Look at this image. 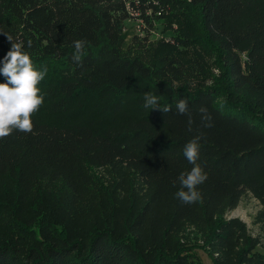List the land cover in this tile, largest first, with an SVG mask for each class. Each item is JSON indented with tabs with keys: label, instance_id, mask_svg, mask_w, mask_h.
<instances>
[{
	"label": "trees",
	"instance_id": "trees-1",
	"mask_svg": "<svg viewBox=\"0 0 264 264\" xmlns=\"http://www.w3.org/2000/svg\"><path fill=\"white\" fill-rule=\"evenodd\" d=\"M126 21L139 27L128 44ZM160 25L183 50L150 47ZM7 35L47 74L33 131L0 139V264H201L196 240L212 264H264L245 224L223 218L246 192L264 206V0H0V68ZM145 93L171 110L144 108ZM201 133L208 178L188 205L178 177ZM96 169L127 176L124 193Z\"/></svg>",
	"mask_w": 264,
	"mask_h": 264
},
{
	"label": "clouds",
	"instance_id": "clouds-1",
	"mask_svg": "<svg viewBox=\"0 0 264 264\" xmlns=\"http://www.w3.org/2000/svg\"><path fill=\"white\" fill-rule=\"evenodd\" d=\"M11 42V48L4 56L0 73L6 78V83H0V139H5L14 131L31 133L34 129L32 117L43 106L45 96L38 85L44 80L47 74V67L37 68L31 55L25 50L23 41ZM74 52L72 60L78 64L82 63L85 41L76 40L73 42ZM31 47V42H29ZM144 108L159 109L164 113L171 109L167 106L161 107L159 98L151 93L144 95ZM176 111L180 115H188V123L191 127L193 120L189 113L186 100L181 99L176 104ZM201 120L204 127H212V117L206 107L200 108ZM203 134L197 135L189 141L184 148L183 155L193 165L187 173H181L178 181L181 185L176 196L184 204H194L201 199L198 185L207 180V173L197 161L200 155L199 141ZM259 250V245L257 246Z\"/></svg>",
	"mask_w": 264,
	"mask_h": 264
},
{
	"label": "rangeland",
	"instance_id": "rangeland-1",
	"mask_svg": "<svg viewBox=\"0 0 264 264\" xmlns=\"http://www.w3.org/2000/svg\"><path fill=\"white\" fill-rule=\"evenodd\" d=\"M172 28L174 30L177 29L176 23H172ZM124 32L126 33L125 44H128L132 35L138 32L136 23L132 21H126ZM172 33L173 32L171 30H165V28L161 25L157 26L156 29L153 30L148 36L150 47L155 50L161 44H168L179 50H183V47L178 46L176 41L171 37ZM209 62L210 59H208V63ZM212 71L214 74H217V70ZM209 83L210 82H208V84ZM94 173L101 180L103 186L108 189L116 186L118 180H120V182L122 181L123 188L117 190L120 191V195L124 193L125 178H127V176L124 177L117 175L110 169H96ZM223 218L226 220L238 219L243 222L246 226L249 236L257 241V246L259 245V250H257L256 246L255 252L264 254V206L257 198H255L251 193L246 192L240 198L237 207L232 210H227L224 213ZM193 236L194 228L191 225H187L185 229L179 234V237H181L182 241H184V238L187 237L192 241ZM196 241L197 242L194 244L195 248L193 250L196 260H198L201 264H212V261L208 257L206 251L201 247L202 242L200 240Z\"/></svg>",
	"mask_w": 264,
	"mask_h": 264
},
{
	"label": "built area",
	"instance_id": "built-area-1",
	"mask_svg": "<svg viewBox=\"0 0 264 264\" xmlns=\"http://www.w3.org/2000/svg\"><path fill=\"white\" fill-rule=\"evenodd\" d=\"M137 26V25H136ZM137 29L139 30V27H137Z\"/></svg>",
	"mask_w": 264,
	"mask_h": 264
}]
</instances>
